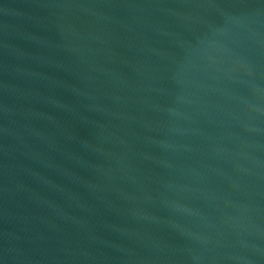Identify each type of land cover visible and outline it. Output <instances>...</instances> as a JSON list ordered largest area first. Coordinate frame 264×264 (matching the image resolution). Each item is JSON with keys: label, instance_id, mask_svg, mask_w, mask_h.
Instances as JSON below:
<instances>
[{"label": "water", "instance_id": "95a60500", "mask_svg": "<svg viewBox=\"0 0 264 264\" xmlns=\"http://www.w3.org/2000/svg\"><path fill=\"white\" fill-rule=\"evenodd\" d=\"M0 264H264V0H0Z\"/></svg>", "mask_w": 264, "mask_h": 264}]
</instances>
